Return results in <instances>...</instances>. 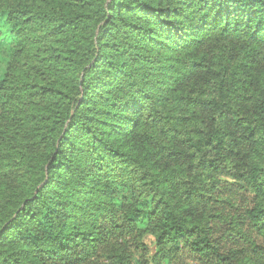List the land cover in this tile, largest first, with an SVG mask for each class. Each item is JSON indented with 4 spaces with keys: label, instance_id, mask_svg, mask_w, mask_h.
I'll return each instance as SVG.
<instances>
[{
    "label": "trees",
    "instance_id": "1",
    "mask_svg": "<svg viewBox=\"0 0 264 264\" xmlns=\"http://www.w3.org/2000/svg\"><path fill=\"white\" fill-rule=\"evenodd\" d=\"M0 34V264H132L146 227L264 264V0H0Z\"/></svg>",
    "mask_w": 264,
    "mask_h": 264
},
{
    "label": "rangeland",
    "instance_id": "2",
    "mask_svg": "<svg viewBox=\"0 0 264 264\" xmlns=\"http://www.w3.org/2000/svg\"><path fill=\"white\" fill-rule=\"evenodd\" d=\"M5 40L0 34V76L4 72L5 63L10 57V50L14 43ZM147 227L138 233V237L128 235V250L131 254L132 264H137L138 261H145L146 264H204L200 259L196 258L191 251L183 248L179 254L171 253L168 257L159 258L156 256V249L153 244V238ZM146 243L150 246L149 249H142L141 244ZM109 262L100 261L99 264H108Z\"/></svg>",
    "mask_w": 264,
    "mask_h": 264
}]
</instances>
